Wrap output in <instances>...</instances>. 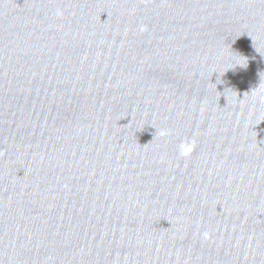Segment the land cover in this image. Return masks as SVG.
I'll list each match as a JSON object with an SVG mask.
<instances>
[{"label": "water", "instance_id": "1", "mask_svg": "<svg viewBox=\"0 0 264 264\" xmlns=\"http://www.w3.org/2000/svg\"><path fill=\"white\" fill-rule=\"evenodd\" d=\"M0 264H264V0H0Z\"/></svg>", "mask_w": 264, "mask_h": 264}, {"label": "clouds", "instance_id": "2", "mask_svg": "<svg viewBox=\"0 0 264 264\" xmlns=\"http://www.w3.org/2000/svg\"><path fill=\"white\" fill-rule=\"evenodd\" d=\"M190 150H191L190 147H186L184 144L180 145V154L181 155H187Z\"/></svg>", "mask_w": 264, "mask_h": 264}]
</instances>
